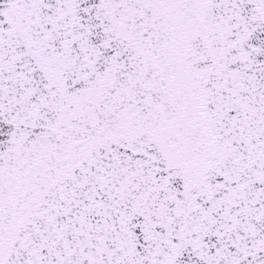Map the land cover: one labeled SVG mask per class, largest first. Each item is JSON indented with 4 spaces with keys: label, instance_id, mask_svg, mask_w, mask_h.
Returning a JSON list of instances; mask_svg holds the SVG:
<instances>
[{
    "label": "snow or ice",
    "instance_id": "6c2138e0",
    "mask_svg": "<svg viewBox=\"0 0 264 264\" xmlns=\"http://www.w3.org/2000/svg\"><path fill=\"white\" fill-rule=\"evenodd\" d=\"M0 264H264V0H0Z\"/></svg>",
    "mask_w": 264,
    "mask_h": 264
}]
</instances>
